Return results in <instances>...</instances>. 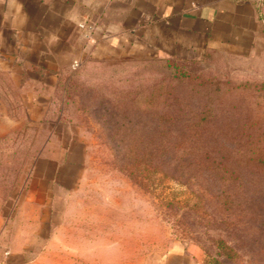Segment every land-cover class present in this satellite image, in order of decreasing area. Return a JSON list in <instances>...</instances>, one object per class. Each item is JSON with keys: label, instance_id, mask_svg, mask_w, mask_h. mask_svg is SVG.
Returning <instances> with one entry per match:
<instances>
[{"label": "rangeland", "instance_id": "1", "mask_svg": "<svg viewBox=\"0 0 264 264\" xmlns=\"http://www.w3.org/2000/svg\"><path fill=\"white\" fill-rule=\"evenodd\" d=\"M72 69L76 125L52 123L48 152L82 142L74 163L99 187V214L115 219L111 206L124 203L129 242L143 251L193 243L219 264H264V48L185 59L104 50ZM28 133L0 139V252L37 256L43 224L9 203L24 199L33 166L51 169L32 159L47 132Z\"/></svg>", "mask_w": 264, "mask_h": 264}, {"label": "crops", "instance_id": "2", "mask_svg": "<svg viewBox=\"0 0 264 264\" xmlns=\"http://www.w3.org/2000/svg\"><path fill=\"white\" fill-rule=\"evenodd\" d=\"M85 19L96 25L89 41L77 27ZM141 47L172 59L225 49L254 54L264 48V0H0V139L46 131L32 159L51 167L38 173L33 166L24 199L9 200L43 224L42 251H1L0 264H206L193 243L131 246L124 203L111 206L115 219L100 215L99 187L82 182L86 169L70 161L82 142L70 137L65 151L48 152L59 141L52 123L76 125L67 115L72 63Z\"/></svg>", "mask_w": 264, "mask_h": 264}, {"label": "built area", "instance_id": "3", "mask_svg": "<svg viewBox=\"0 0 264 264\" xmlns=\"http://www.w3.org/2000/svg\"><path fill=\"white\" fill-rule=\"evenodd\" d=\"M77 27L82 30L83 36L86 38L87 41H89L92 37L93 31L96 27L95 23L91 19H85L80 21L77 24ZM78 65L77 61H74L72 63V67H76Z\"/></svg>", "mask_w": 264, "mask_h": 264}, {"label": "trees", "instance_id": "4", "mask_svg": "<svg viewBox=\"0 0 264 264\" xmlns=\"http://www.w3.org/2000/svg\"><path fill=\"white\" fill-rule=\"evenodd\" d=\"M173 59H175V58H173ZM180 59V58H179ZM16 134L17 133H15L12 137H15L16 136ZM6 138H8V137H6ZM71 162H77L78 161V159H77V152L75 151V153H74V155H73V158L70 160ZM220 242V241H219ZM221 243V245L222 246H224V247H227V245L222 241V242H220ZM224 256H225V258H229L231 255L230 254H224ZM210 261H211V263H210ZM219 264V262L217 261V259H213V258H211V259H209V260H207L206 259V264Z\"/></svg>", "mask_w": 264, "mask_h": 264}]
</instances>
